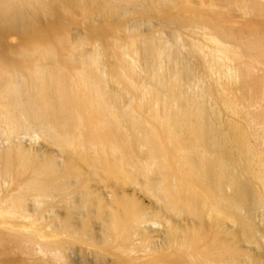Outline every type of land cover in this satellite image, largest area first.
Segmentation results:
<instances>
[{
	"label": "bare ground",
	"instance_id": "1",
	"mask_svg": "<svg viewBox=\"0 0 264 264\" xmlns=\"http://www.w3.org/2000/svg\"><path fill=\"white\" fill-rule=\"evenodd\" d=\"M228 1L0 0V264H264V0Z\"/></svg>",
	"mask_w": 264,
	"mask_h": 264
},
{
	"label": "rangeland",
	"instance_id": "2",
	"mask_svg": "<svg viewBox=\"0 0 264 264\" xmlns=\"http://www.w3.org/2000/svg\"><path fill=\"white\" fill-rule=\"evenodd\" d=\"M207 1H209V0H207ZM217 2H218V4L221 7L230 9V11H231L230 12V18L232 19L233 23L234 22L237 23V22H243V21H250L251 19H252V22H253V17L251 15H248V16L245 17L243 13H241L239 10L236 9L238 6H236L235 8H231V6H228V2H229L228 0H217ZM42 20L43 21L41 22V24L44 25L45 24L44 19H42ZM165 29H167V27H165ZM73 30H71L72 34H74ZM18 39L19 38L17 36L11 35V36H9L7 38L8 42H6V43H10V44L16 43V41H18ZM5 41H6V39H5ZM16 45H17V43L14 45V48L19 49L20 48V39L18 41V45L17 46ZM37 141H38V143L37 142L34 143L35 146H37V147L41 146V148L45 147V144L40 139H38ZM28 144H30L29 140H26V145L28 146ZM144 202L147 203L148 201H146L144 199ZM89 219L91 221V217ZM75 221H76V219H75ZM90 226H91V222H89V227L88 228H90ZM154 227L155 228H153V230L157 229L155 232H153V234L155 235L154 237H155L156 240H158V243L160 244L161 243L160 239H162L164 237L165 232L163 231L162 226H158V225L156 226L155 225ZM89 231H90V229H89ZM159 235H161V236H159ZM73 245L74 246L70 245L69 247L65 248L64 260L67 259V262L70 263V264H77V263L78 264H93V261L91 260V247L90 246L79 244V243H75ZM14 263L15 264H21V261L19 259H16Z\"/></svg>",
	"mask_w": 264,
	"mask_h": 264
}]
</instances>
